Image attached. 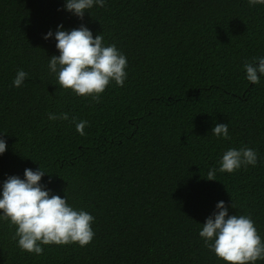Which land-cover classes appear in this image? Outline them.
Instances as JSON below:
<instances>
[{"label":"trees","instance_id":"trees-1","mask_svg":"<svg viewBox=\"0 0 264 264\" xmlns=\"http://www.w3.org/2000/svg\"><path fill=\"white\" fill-rule=\"evenodd\" d=\"M65 2L0 0V191L9 176L40 168L50 195L94 217L95 235L36 255L0 219V264H225L199 236L220 201L264 239V75L251 84L244 69L264 58V5L105 0L81 20ZM60 25L115 44L128 62L123 86L110 83L98 103L60 88L48 67L56 40L44 38ZM219 123L228 139L212 133ZM230 148L253 149L257 164L219 172Z\"/></svg>","mask_w":264,"mask_h":264},{"label":"clouds","instance_id":"clouds-1","mask_svg":"<svg viewBox=\"0 0 264 264\" xmlns=\"http://www.w3.org/2000/svg\"><path fill=\"white\" fill-rule=\"evenodd\" d=\"M251 6L264 5V0H248ZM105 0H66L65 9L81 20L86 10L94 5L103 7ZM54 35L59 55L49 59V70L55 74L57 85L71 90L76 96L91 97L99 102L101 94L113 81L123 86L127 77V58L115 44L105 46L103 36H93L84 25L70 31L58 26L53 34L49 31L44 37ZM258 61V63L256 62ZM246 79L251 84L260 82L264 75V58L256 57L244 64ZM28 76L24 70H18L13 80L14 87L22 86ZM48 119L68 120L67 113L56 115L49 113ZM75 123V117L72 118ZM87 121L75 124L77 132L84 135ZM217 137L229 138L228 124L219 123L212 129ZM6 151V141L0 137V154ZM257 164V153L251 148H230L222 156L221 173H233L241 166ZM216 169L207 174V180L214 181ZM45 172L40 168L24 170V178L9 176L0 191V219L15 227L13 239L18 240L22 252L42 255V245L78 244L87 246L94 238L92 223L94 217L70 206L66 198L50 195L40 183ZM235 207L234 204L231 205ZM217 211L202 224L199 236L217 259L225 264H256L264 260V239L261 238L249 215H229L224 201L216 205Z\"/></svg>","mask_w":264,"mask_h":264}]
</instances>
